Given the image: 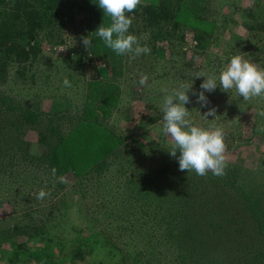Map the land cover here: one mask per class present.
<instances>
[{"label": "rangeland", "instance_id": "374dc122", "mask_svg": "<svg viewBox=\"0 0 264 264\" xmlns=\"http://www.w3.org/2000/svg\"><path fill=\"white\" fill-rule=\"evenodd\" d=\"M67 1L69 5L76 4L67 9L63 3L64 10L58 13L54 26L38 32L39 42L38 45L34 43L32 56L24 61L15 57L9 59L10 80L0 86V92L13 96L9 103L13 109L5 113L12 114L14 107L20 109L18 106H37L52 114V121L70 127L69 116L83 114L82 105L89 104V95L94 98L91 105L100 102L96 100L98 89L93 93L88 79H104L107 73L106 76L121 84L124 90L108 114L98 109L102 120L100 128L101 132L116 133L120 144L115 153L102 158L104 161L96 177L93 173L87 174L95 177L87 179L88 188L85 181L72 172L63 177L65 186L62 189L40 178L31 186L23 184V191L17 195L15 189H19L21 177L16 175L11 181H3L0 173V264H136L135 251L146 253L142 247L147 246L149 235L162 232L167 237L169 230L164 220L161 221V212L147 203L151 200L147 193L153 192L155 185L163 191L161 174L170 168L169 162L172 168L178 165L176 168L180 171L178 160L168 152L172 142L162 131L163 89L171 92L181 84L192 85L188 93L190 103L185 105L188 118L201 128L223 130L227 163L250 168L257 165L254 158H264V131L259 130L264 128L261 127L264 116L260 115L264 112V98L245 101L235 90L224 92L218 86L214 92H205L208 104L203 106L197 103V95L206 77H196L198 73L218 77L221 68L226 67L234 55L264 70V0L208 1L204 11L206 19H186L188 26L195 25L207 32L205 47L199 46L192 32L187 33L184 40L180 38L181 33H175L152 46L143 23L134 17L129 32L140 39L141 46L147 45L151 53L135 59L123 56L120 64L127 65V69L123 71L112 65L106 73L99 58L86 54L88 49L81 40L82 37L89 36L91 40L97 37L98 48H105L95 33V15L91 26H87L85 13H93L90 4L84 5L87 10H76L74 8L82 1ZM242 6H255L257 22L262 26L249 30L243 22ZM192 21H196L195 24ZM98 23L103 24L100 20ZM141 74L147 76L144 85L139 83ZM65 79L70 87L64 86ZM54 98L64 102V106L50 111ZM209 109H215L216 115L207 117ZM45 112L43 118L48 116ZM36 135L37 132L30 134L35 138L30 140L39 149L43 142H38ZM89 151L92 158V150ZM179 154L177 152V157ZM164 162L167 163L165 167ZM149 165L160 167V170L148 168ZM147 168L153 169L149 170L153 173L146 176L144 170ZM39 172L44 174L45 169ZM194 174L190 172V177ZM41 190L47 195L37 199ZM63 195L71 205L63 210L59 202L61 209L52 213L50 202ZM165 213L167 216L169 211ZM155 215H159L156 220ZM48 217V233L30 237L28 232H34L32 226ZM16 226L21 229L14 232ZM260 230L257 228L254 233L239 236L229 246L213 241L211 250L200 251L204 258L202 264H264V232ZM160 240L161 244L156 242L155 249L150 247L156 257L150 261L142 256L141 264H191L189 259L183 261L184 246L180 250L176 242L173 245ZM18 245L23 252L12 255ZM198 249L201 248L197 246Z\"/></svg>", "mask_w": 264, "mask_h": 264}, {"label": "trees", "instance_id": "16d2710c", "mask_svg": "<svg viewBox=\"0 0 264 264\" xmlns=\"http://www.w3.org/2000/svg\"><path fill=\"white\" fill-rule=\"evenodd\" d=\"M56 1L58 4H55ZM81 1L74 9L87 10L84 5L90 4L89 8L93 12L85 13L87 26L93 23L94 15L97 29L100 26L99 20L103 24L111 23L110 18L104 16L103 10L98 7L97 0ZM208 1L211 3L213 0H142L141 5L127 15L132 19L136 17L135 20L143 23L142 27L145 28L146 37H149L152 46L175 33H181L180 38L184 40L187 33L192 32L199 46L205 47L208 40L207 32L195 25L188 26L186 19L190 17L193 20L206 19L204 11ZM63 3L67 9L76 4L74 2L69 5L67 0H0V86L10 80L9 59L15 57L19 61H24L32 56L34 43L38 45L39 42L38 32L54 26L58 13L64 10ZM242 8L245 14L243 22L249 30L262 26V23L257 22L258 13L255 6ZM195 22L192 21V24ZM97 41L98 38L94 37L93 45L86 54L91 55V58H99L105 73L112 65L114 68L119 66L120 70L125 71L127 65L120 64L123 56L115 54L104 44L105 48L99 49ZM106 74H103L104 79H88L91 91L94 93L98 89L96 100L100 102L91 105L94 98L89 95V104L82 105L83 114L69 116L70 127H62L58 122L52 121L53 115L37 106L23 108L18 106L19 110L14 107L15 111L12 114H6L5 111L13 109V105L9 104L12 103L13 96L0 92V173L3 181H11L10 179L16 178V175L21 177L19 189H15L17 195L23 191L21 188L23 184L31 186L40 178L48 179L53 187L62 189L65 184L59 178L72 172L79 176L81 181L84 180L85 187L88 188L87 179H94L99 174L98 168L104 161L102 158L106 159L118 150L120 137L110 131L101 132L102 120L98 109L101 108L105 115L108 114L124 89ZM7 105L10 107L4 108ZM63 106L64 102L54 98L50 111H57ZM44 112L48 114L47 118H43ZM261 127L264 125L261 124ZM36 132L37 141L41 144L43 142L39 149L30 140L35 139L30 134ZM262 136L264 138V133ZM68 148L71 150L67 151ZM89 149L92 150V158ZM96 154L101 156L100 159L94 156ZM225 157L227 159L228 152L225 153ZM263 159L260 156L258 159L254 158L257 165L250 168L246 165L227 163L226 174L220 177L214 176L211 172L203 177L196 174L190 177V172L178 171L176 168L178 165L172 168L168 161L170 168L161 174L163 180L160 183L163 191L161 192L159 186L155 185L154 191L147 193L151 198L147 203L152 204L153 210L161 212V221L164 220L169 229L168 236L162 232L160 235L151 233L147 246L142 247L146 253L135 251L136 264H141L142 256H146L150 261L156 257L152 249H155L156 242L161 244L160 239L173 245L176 242L180 250L185 248L182 255L184 263L189 259L192 261L191 264H202L204 258L200 251L211 250L213 241H221L225 246H229L232 240L239 239V236L243 237L245 233H254L257 228L264 232ZM166 165L164 162L163 166ZM148 168L158 170L160 167L149 165ZM148 168L144 170L146 176L153 173L149 172L153 169ZM40 169H45L44 174L39 172ZM53 169H56L55 175ZM90 173L95 177L87 176ZM54 194H57V191ZM63 198L64 195L50 202L53 207L52 213L61 207L67 210L71 205ZM59 202L62 204L61 207L58 206ZM167 211L169 214L165 216ZM158 217L155 215L154 220ZM49 220L48 217V220H41L32 226L34 232H24H28L30 237L48 233L46 226ZM29 226L31 225L27 224V227L31 228ZM15 228L14 232L21 229L20 226ZM197 246L201 248L198 251ZM20 248L18 245L12 250V255L22 253ZM77 252L80 250L77 249Z\"/></svg>", "mask_w": 264, "mask_h": 264}, {"label": "clouds", "instance_id": "9594fccd", "mask_svg": "<svg viewBox=\"0 0 264 264\" xmlns=\"http://www.w3.org/2000/svg\"><path fill=\"white\" fill-rule=\"evenodd\" d=\"M98 7L103 10L111 23L109 26L101 24L96 34L102 39L106 47L119 56H129L135 59L142 54H150L151 49L141 46L140 39L129 32L132 18L127 15L134 12L141 5L142 0H97ZM84 48L91 49L93 43L88 37L81 38ZM196 77H206L200 85L201 91L197 95V103L207 106L208 99L205 92H214L219 86L222 91L235 92L245 101L253 98H264V70L244 59L240 55H234L226 67L221 68L218 77L198 73ZM147 76L141 74L139 83L144 85ZM64 86H69L67 79ZM192 85L181 84L178 88L169 92L163 89V102L161 112L163 113V134L169 137L172 146L169 154L178 160L179 170L195 172L198 176H206L211 172L220 177L226 174L227 161L225 157L226 144L224 132L221 128L204 129L197 126L189 119L186 104L190 103L189 90ZM195 94V93H194ZM215 116V109H209L205 114ZM264 116V112L260 113ZM264 131V128H260ZM177 152L179 156L177 157ZM55 175L56 169L52 170ZM63 182V177L59 178ZM47 193L41 190L37 199H43Z\"/></svg>", "mask_w": 264, "mask_h": 264}]
</instances>
